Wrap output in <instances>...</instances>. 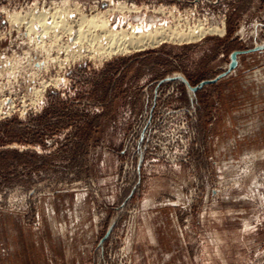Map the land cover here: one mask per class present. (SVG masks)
I'll list each match as a JSON object with an SVG mask.
<instances>
[{
  "label": "rangeland",
  "instance_id": "1",
  "mask_svg": "<svg viewBox=\"0 0 264 264\" xmlns=\"http://www.w3.org/2000/svg\"><path fill=\"white\" fill-rule=\"evenodd\" d=\"M92 16L223 32L100 56ZM259 44L264 0H0V264H264V50L164 81Z\"/></svg>",
  "mask_w": 264,
  "mask_h": 264
},
{
  "label": "bare ground",
  "instance_id": "2",
  "mask_svg": "<svg viewBox=\"0 0 264 264\" xmlns=\"http://www.w3.org/2000/svg\"><path fill=\"white\" fill-rule=\"evenodd\" d=\"M54 16H51V23L54 22L56 24L57 22L54 21V18L57 17ZM17 18V14L10 16V20H17ZM42 23V25H46V22L43 21ZM51 23L50 25L48 23V25L51 26ZM78 24L73 43L80 42L81 45L82 43L89 42L91 43L89 46L92 47V51L100 56L129 52L131 50L156 45L165 40L190 42L209 32H223V26L219 29L216 25L203 26L200 22L192 25L185 22L182 27H180L181 24L179 22L174 24H165L163 22L144 24L141 22L137 24L129 23L126 27L118 28L111 26L109 20L96 16L86 18Z\"/></svg>",
  "mask_w": 264,
  "mask_h": 264
},
{
  "label": "water",
  "instance_id": "3",
  "mask_svg": "<svg viewBox=\"0 0 264 264\" xmlns=\"http://www.w3.org/2000/svg\"><path fill=\"white\" fill-rule=\"evenodd\" d=\"M261 50H264V44L255 45V46H253L251 48H247V49H236V50L231 51L229 54V62L227 63V67L224 71L217 74L214 78L201 80L195 85H191L188 82V80L181 75H172L170 77H166L164 79V81L179 80L183 84H185L190 91L196 92L199 89H201L203 86H205L207 84L215 83L219 79L225 77L226 75H228L229 73L234 71L238 65V56L239 55L251 53V52H255V51H261Z\"/></svg>",
  "mask_w": 264,
  "mask_h": 264
}]
</instances>
